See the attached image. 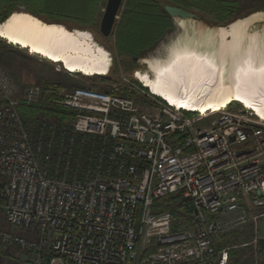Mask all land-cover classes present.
<instances>
[{
	"label": "built area",
	"instance_id": "2783aa9c",
	"mask_svg": "<svg viewBox=\"0 0 264 264\" xmlns=\"http://www.w3.org/2000/svg\"><path fill=\"white\" fill-rule=\"evenodd\" d=\"M109 52L102 76L50 62L103 89L21 94L0 67V243L18 247L28 264H227L230 248L214 246L222 218L249 200L264 206V118L242 103L205 115L170 105L144 86L143 68L113 75ZM42 102L59 119L20 114ZM168 199L189 202L191 218L162 209ZM254 235L244 245L253 264H264Z\"/></svg>",
	"mask_w": 264,
	"mask_h": 264
},
{
	"label": "bare ground",
	"instance_id": "6f19581e",
	"mask_svg": "<svg viewBox=\"0 0 264 264\" xmlns=\"http://www.w3.org/2000/svg\"><path fill=\"white\" fill-rule=\"evenodd\" d=\"M259 17L219 29L204 26L196 17L178 19L181 31L170 43L188 28L205 47L215 44L216 51L202 49L168 60L146 58V69L137 75L153 93L170 105L181 104V109L205 115L242 103L264 118V29H249ZM0 39L87 76L104 75L110 64L109 50L91 31L49 22L26 10H13L0 22Z\"/></svg>",
	"mask_w": 264,
	"mask_h": 264
},
{
	"label": "rangeland",
	"instance_id": "374dc122",
	"mask_svg": "<svg viewBox=\"0 0 264 264\" xmlns=\"http://www.w3.org/2000/svg\"><path fill=\"white\" fill-rule=\"evenodd\" d=\"M70 1V0H69ZM106 0H97L96 4H90L92 6L91 12H88L87 15H77L76 13L69 14L67 12H60L55 10V6L52 2L53 0H12L8 5H13V10H26L27 8L33 10L42 11V16H38L41 19H51L53 21L62 22L70 27H77L80 29H86L92 32L94 38L95 35L98 39H96L100 44H111L113 45V51L107 48L112 52L114 58V74L121 71L122 73H131L132 70L136 68L146 69V64L144 59L146 58H156L160 60H168L170 57L181 58L188 52H197L199 50L205 49L209 51H216L215 44H210L208 47H205V43L198 40V35L193 34L183 42L180 38L179 42L176 44L177 46H173L169 52L162 57H150L153 55H163L170 46V41L175 38L176 34L179 32V28L172 21V26L169 28H165L161 33L158 40L155 44L145 51L140 58V62H134L130 57L119 55L115 49V33L116 27L121 20L122 13L125 10V4L127 0H124V4L121 10V13L117 19V23L114 27L113 33L109 37H104L99 32V23L103 13V8ZM164 3L174 4L172 2H177L186 6L187 10L191 11L197 21L204 26L209 27H226L232 22L237 20H246L254 15H260L261 17L254 19L249 24V29H264V0H217V1H228L231 3H235L229 9L231 15L227 18H222L223 14L218 11L219 4L214 3L210 0H160ZM3 0H0V15L5 11V7L7 5L3 4ZM71 2V1H70ZM69 3V2H68ZM73 3V2H72ZM5 6V7H4ZM72 6V4L70 5ZM4 7V8H3ZM218 7V8H217ZM91 8V7H90ZM43 17V18H42ZM224 19V20H222ZM210 22V23H209ZM189 31V29H185ZM160 28L156 29L154 33H158ZM183 37V36H182ZM230 38H228L229 40ZM105 46V45H104ZM189 54V53H188ZM41 58L37 55H31L28 53L26 49H21L15 46H12L2 39H0V67L4 69L20 86L21 94L24 90L34 87V86H49V85H63L66 87H76V86H84L90 88H104L103 84H100L98 80H90V81H82L78 79H73L65 75L63 72H56L53 69V66L49 61L40 60ZM143 81V80H141ZM154 92V91H153ZM159 95V94H158ZM141 107L148 106L150 107V103L144 97L135 96ZM2 101V97L0 94V104ZM37 106H32L35 109L34 113L31 114H22L19 108L20 114L25 120L35 121L36 119L43 116L44 118H49L51 116L57 117L56 113H53L49 107V104L42 102L39 104H34ZM28 107V108H32ZM234 108L241 107L240 104L235 103L233 105ZM25 108V107H24ZM27 108V107H26ZM211 117V118H215ZM58 118V117H57ZM50 119V118H49ZM59 119V118H58ZM211 122L210 120L201 121L200 124H208ZM33 124V123H30ZM170 200V199H168ZM176 202H185L183 200L177 199ZM173 202V203H176ZM264 211V206L253 205L250 200L245 202L242 207L237 210L230 217H227L225 226L221 228L220 237L224 238L225 242L229 243L231 246L235 244H241L243 240H247L249 235L253 233L254 223L252 221V217L258 215ZM229 218V219H228ZM248 235L245 237L244 234ZM24 234L25 233H20ZM223 240V241H224ZM1 244V243H0ZM4 245V244H1ZM15 247L20 250L16 246L6 245ZM232 248V247H231ZM243 255H237L236 253L241 252V248L232 250V253L228 252V260L227 264H232L234 255L238 256L241 259V264H253L252 261V253L251 248L243 249ZM21 251V250H20ZM22 252V251H21Z\"/></svg>",
	"mask_w": 264,
	"mask_h": 264
},
{
	"label": "trees",
	"instance_id": "16d2710c",
	"mask_svg": "<svg viewBox=\"0 0 264 264\" xmlns=\"http://www.w3.org/2000/svg\"><path fill=\"white\" fill-rule=\"evenodd\" d=\"M3 4L7 5L5 7V11L0 15V22H2L12 11L13 5H8L12 0H3ZM53 5L55 6V10L60 12H67L69 14L76 13L77 15H87L88 12H91L93 9L90 4L95 3L97 0H53ZM169 1V0H168ZM171 1V0H170ZM214 3L219 4L218 11L223 14L222 18H227L231 15L230 7L235 3H231L228 1H217L210 0ZM69 2V3H68ZM73 2V3H72ZM173 5H177L183 7L185 9L186 6L179 4L177 2H172ZM72 4V6H70ZM163 1L160 0H127L125 4V10L122 13L121 20L116 27L115 33V49L119 55L130 57L131 60L134 57H141L142 54L150 49L155 42L160 37L161 33L165 28H169L172 26V19L163 11ZM3 7V8H4ZM91 7V8H90ZM217 7V8H218ZM29 12L33 13L36 16H42V11L33 10L27 8ZM43 18V17H42ZM49 22H57L53 21V18L46 19ZM224 20V19H222ZM62 23V22H59ZM64 24V23H63ZM66 25V24H65ZM69 27V26H68ZM73 28V27H70ZM160 28L158 33H154L156 29ZM188 29V28H187ZM181 29L179 27L180 33ZM194 33L189 29V31L183 30L182 35L174 42H172L168 48V50L163 55H153L150 57H162L166 55L169 50L173 46H177L176 44L179 42L180 38L183 42L188 39L189 36H192ZM175 36V37H176ZM183 36V37H182ZM95 38L98 39L95 35ZM107 48L113 51V45L104 44ZM20 111L22 114H31L35 112V109L32 108H24L21 107ZM174 199L163 200L159 202V205L162 206V209L171 210L177 219L189 220L193 214V208L189 202H176ZM175 228V227H174ZM224 238L218 237L214 239V246L217 250L224 248L226 242Z\"/></svg>",
	"mask_w": 264,
	"mask_h": 264
},
{
	"label": "water",
	"instance_id": "95a60500",
	"mask_svg": "<svg viewBox=\"0 0 264 264\" xmlns=\"http://www.w3.org/2000/svg\"><path fill=\"white\" fill-rule=\"evenodd\" d=\"M124 0H106L103 8V13L99 23V32L104 37H109L114 30L117 23V19L121 13ZM163 11L172 19L174 24L177 26L178 19H188L193 18L195 15L180 6L168 4H163ZM134 62H140L139 57L132 58Z\"/></svg>",
	"mask_w": 264,
	"mask_h": 264
},
{
	"label": "crops",
	"instance_id": "0c3cea01",
	"mask_svg": "<svg viewBox=\"0 0 264 264\" xmlns=\"http://www.w3.org/2000/svg\"><path fill=\"white\" fill-rule=\"evenodd\" d=\"M230 216H228V217H230ZM226 220H227V217L222 218V221L226 222ZM255 233H256V236L259 238V245L264 246V214L260 215L257 218L256 224L253 227V233H252V235L248 236L249 238L247 240H243L241 242V244H235L233 246H231L229 243L226 242V244L224 246L230 248L229 254L232 253V250L241 248V252L236 253V254L237 255H243V253H242L244 251L243 249L251 248V250H252L251 245H244V244L250 243L251 240L253 239V237L255 236L254 235ZM247 235H248L247 233L244 234L245 237ZM251 253H252V251H251ZM235 258H236V260H235ZM28 259H29L28 255H26L25 253L16 249L15 247L0 244V264H28ZM233 260H235V261H233L232 264H241V259H239L238 256L234 255Z\"/></svg>",
	"mask_w": 264,
	"mask_h": 264
},
{
	"label": "flooded vegetation",
	"instance_id": "af4514ba",
	"mask_svg": "<svg viewBox=\"0 0 264 264\" xmlns=\"http://www.w3.org/2000/svg\"><path fill=\"white\" fill-rule=\"evenodd\" d=\"M184 29H187V28H184ZM194 33V32H193Z\"/></svg>",
	"mask_w": 264,
	"mask_h": 264
},
{
	"label": "clouds",
	"instance_id": "9594fccd",
	"mask_svg": "<svg viewBox=\"0 0 264 264\" xmlns=\"http://www.w3.org/2000/svg\"><path fill=\"white\" fill-rule=\"evenodd\" d=\"M91 42H92V40H91Z\"/></svg>",
	"mask_w": 264,
	"mask_h": 264
}]
</instances>
